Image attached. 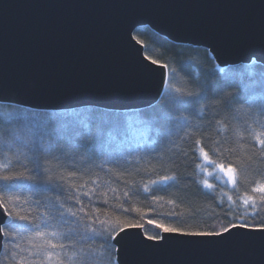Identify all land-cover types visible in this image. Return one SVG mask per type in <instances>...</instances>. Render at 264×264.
Listing matches in <instances>:
<instances>
[{"label": "snow or ice", "instance_id": "snow-or-ice-1", "mask_svg": "<svg viewBox=\"0 0 264 264\" xmlns=\"http://www.w3.org/2000/svg\"><path fill=\"white\" fill-rule=\"evenodd\" d=\"M249 59L253 63L264 59V35L260 55L254 53ZM157 63L151 60V65ZM151 65L146 67L150 69ZM219 72V84L209 82L197 72L186 77L183 86H176L172 80L178 71L169 69L162 77L160 98L145 112L137 113L135 120L127 125V129L135 127L144 141L150 140V145L138 144L123 158L132 169L126 168L123 175L141 176L143 193L147 194L146 198L151 197L154 208L165 202L163 196L155 195L158 190L179 187L181 177L174 171L177 159L186 162V168L195 165V176L186 175L183 179L200 185L201 195L212 196L218 186L221 189L231 186L228 191H221L216 205L223 209L218 214L221 218L210 228L147 221L167 235L144 232L142 236L141 232L130 230L143 227L130 213H136L140 220L145 216L139 207H125L130 195L135 193L130 194L128 190L120 193L111 185L101 191L96 179L80 184L67 179L80 172L75 162L69 164L67 160L72 153L80 154L85 165L98 167L105 174L111 172L104 168L103 162L95 165L94 156L108 154L117 161L122 158L110 144L116 135H128L127 129L120 128L121 114L97 109L70 113L29 111L21 103L5 106L0 112V151L11 153L12 160L0 164V255L3 260L7 264H138L130 257L133 250L150 253L178 242L242 250L259 245L264 249V219H257L264 208V182L252 186L250 193L246 191L234 197L231 193L238 192L240 170L221 159L225 150L219 147L222 142H218L217 149H206L205 138L201 136L187 150L180 146L193 127V119L201 120L210 107L222 106L229 112L264 117V66L259 72L250 66H243V71L220 68ZM245 78L248 83L243 82ZM234 88L236 92L232 91ZM261 129L251 131L252 148L254 158L264 161V123ZM157 144L162 145L160 150ZM165 153L168 154L167 168ZM141 161H147L143 170L138 167ZM68 167L76 170L68 172L66 177L64 170ZM142 171L149 177L147 180ZM22 190L29 193L23 200ZM32 196L36 199L31 200ZM122 197L123 203H116L111 212L104 208L110 205V200L120 201ZM166 203L174 205L175 201L169 199ZM25 204L30 209L35 205V215L32 211L21 214L19 209ZM166 215L175 217L177 213L170 211Z\"/></svg>", "mask_w": 264, "mask_h": 264}, {"label": "water", "instance_id": "water-1", "mask_svg": "<svg viewBox=\"0 0 264 264\" xmlns=\"http://www.w3.org/2000/svg\"><path fill=\"white\" fill-rule=\"evenodd\" d=\"M139 26L205 47L221 67L250 63L260 55L264 0H0V102L41 110L154 104L167 68L151 65L133 39ZM130 257L138 264H264V249L178 242Z\"/></svg>", "mask_w": 264, "mask_h": 264}, {"label": "trees", "instance_id": "trees-1", "mask_svg": "<svg viewBox=\"0 0 264 264\" xmlns=\"http://www.w3.org/2000/svg\"><path fill=\"white\" fill-rule=\"evenodd\" d=\"M134 36L139 40L145 50V54L150 59H155L158 63L167 65V69L176 68L178 75L172 80V83L176 86H183L184 79L189 75L195 76L197 72L201 77H207L209 82L220 83V72L214 59L209 54L208 50L202 46H195L191 44L176 43L165 36H162L148 26H139L134 30ZM243 66H250L257 72L261 70L264 64L255 62L253 63H239L224 67L229 70H241ZM244 83H248L245 78ZM240 84V81H237ZM259 90V89H258ZM236 92L237 89H232ZM167 93V88L165 90ZM12 103L0 102V112L4 107ZM26 110H36L29 107H24ZM86 109H97L110 113L121 114V130L127 129V125L130 121H134L137 113H143L148 109L147 107L132 109V110H108L93 106H84L73 109L63 110H46L50 113H63V112H79ZM41 110V109H39ZM220 120L221 123L217 124L216 121ZM211 121V123H210ZM261 123H264V117H257L255 113L246 115L245 113H233L227 111L222 106L210 107L201 120L193 119V127L190 128L188 137L181 142V148L187 150L192 145L193 141L203 136L206 149H217L218 142H222L219 147L225 149L221 159L225 163L231 162L234 166L239 168V186L238 192L231 193L234 195H242L244 192H249L251 187L257 183L264 182V161L254 158V149L252 148V136L251 131H260ZM128 135H116L115 139L110 141L111 147L120 153L122 158L118 161L115 157H110L108 154H97L94 156V164H104V168L111 169V172L105 174L104 171H100L98 167L92 165H85L81 161L80 154L72 153L67 158L69 164L75 162L76 169H80L76 177H67L68 172H72L76 169L68 167L64 170L65 176L69 182H75L77 184L90 182L93 179L98 180L101 185V191L104 188L111 185L116 187L118 192L122 193L125 190L130 191V199L125 207H139L144 213V219L140 220V217L136 213H130L131 217L140 221L143 225L142 229L149 235L159 234L162 232L160 229L149 224L147 221L152 219L154 221H160L166 225L176 227H190V228H210L212 225L217 224L221 218L218 214L223 209L217 207L221 191H228V188L221 189L217 187V191L212 196H204L200 194L201 186L192 183L191 180L183 179L186 175L195 176V165L185 167L186 162L177 159L175 162L174 171L181 177L179 187L161 188L155 195L163 196L165 202H161L162 206L153 205L151 197H147V194L143 193L142 185L140 183V175H123L128 165L124 163V159L129 156L132 149L136 148L138 144H142L145 147L150 145L149 141H144L142 137L136 132L135 127L127 129ZM184 135V133H180ZM151 138H156L155 133ZM107 139V138H106ZM157 149L160 150L162 145L157 144ZM230 150V151H229ZM143 155V152H140ZM135 159V157H132ZM165 167H169L167 164L168 154H164ZM12 160L11 153H5L0 151V164H8ZM55 162H53L54 164ZM155 163V162H153ZM147 166V161H141L138 167L143 170ZM18 170V169H17ZM129 171L132 169L128 168ZM144 176V180L149 177L141 172ZM203 177H199L202 179ZM127 181V183H125ZM132 181L136 183L133 185ZM215 183V181H211ZM23 183H27L26 181ZM21 199H25L29 196L26 190L20 191ZM111 193L109 196L111 197ZM36 197L32 196L31 200H35ZM175 201L174 205H168L167 200ZM124 198L120 201L110 200V205H105L104 208L109 212L115 207L116 203H123ZM87 202V201H85ZM91 207V206H90ZM225 207L227 205L225 204ZM154 208V210H153ZM35 205H31V209L27 204L23 205L21 214L32 211V215H35ZM170 211H175L177 215L175 217H169L166 214ZM257 219H264V208L261 209ZM23 223V222H19ZM25 246L27 242L25 241ZM0 262L7 264L3 260V256L0 255Z\"/></svg>", "mask_w": 264, "mask_h": 264}]
</instances>
